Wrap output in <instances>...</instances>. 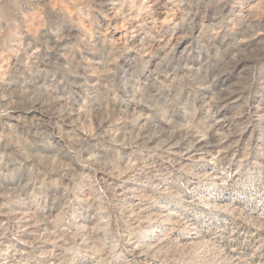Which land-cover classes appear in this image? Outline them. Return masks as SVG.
Segmentation results:
<instances>
[{
    "label": "rangeland",
    "instance_id": "1",
    "mask_svg": "<svg viewBox=\"0 0 264 264\" xmlns=\"http://www.w3.org/2000/svg\"><path fill=\"white\" fill-rule=\"evenodd\" d=\"M0 264H264V0H0Z\"/></svg>",
    "mask_w": 264,
    "mask_h": 264
}]
</instances>
